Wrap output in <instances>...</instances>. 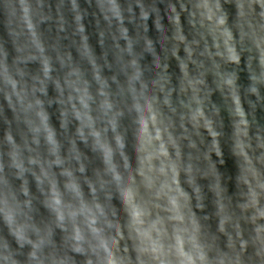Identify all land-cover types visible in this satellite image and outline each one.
I'll use <instances>...</instances> for the list:
<instances>
[{
    "label": "clouds",
    "instance_id": "9594fccd",
    "mask_svg": "<svg viewBox=\"0 0 264 264\" xmlns=\"http://www.w3.org/2000/svg\"><path fill=\"white\" fill-rule=\"evenodd\" d=\"M0 264H264V0H0Z\"/></svg>",
    "mask_w": 264,
    "mask_h": 264
}]
</instances>
